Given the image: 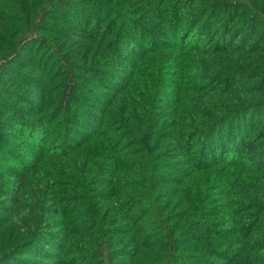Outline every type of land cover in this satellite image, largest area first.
<instances>
[{
	"label": "trees",
	"instance_id": "16d2710c",
	"mask_svg": "<svg viewBox=\"0 0 264 264\" xmlns=\"http://www.w3.org/2000/svg\"><path fill=\"white\" fill-rule=\"evenodd\" d=\"M0 264H264V0H0Z\"/></svg>",
	"mask_w": 264,
	"mask_h": 264
}]
</instances>
